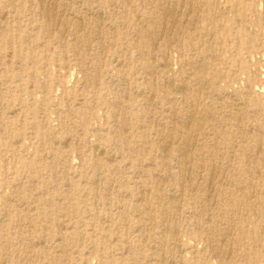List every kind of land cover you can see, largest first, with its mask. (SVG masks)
I'll return each instance as SVG.
<instances>
[{"label":"rangeland","instance_id":"1","mask_svg":"<svg viewBox=\"0 0 264 264\" xmlns=\"http://www.w3.org/2000/svg\"><path fill=\"white\" fill-rule=\"evenodd\" d=\"M47 2L0 0V264H264V0Z\"/></svg>","mask_w":264,"mask_h":264},{"label":"bare ground","instance_id":"2","mask_svg":"<svg viewBox=\"0 0 264 264\" xmlns=\"http://www.w3.org/2000/svg\"><path fill=\"white\" fill-rule=\"evenodd\" d=\"M181 1H182V0H181ZM43 2H44V1H43ZM43 2H42V3H43ZM48 2H50V0H48ZM48 2H47V3H48ZM40 4H41V3H40ZM173 4H174V3H173ZM48 5H49V3H48ZM53 5H55V4H53ZM42 6H43V5H42ZM46 6H47V5H46ZM180 6H181V5H180ZM189 6H190V5H189ZM46 8H47V7H46ZM167 8H168V7H167ZM182 8H183V6H182ZM50 9H51V8H50ZM47 10H48V9H46V11H47ZM50 11H51V10H50ZM47 12H48V11H47ZM47 12H46V13H47ZM169 12H170V10H169ZM169 12H168V13H169ZM171 12H172V11H171ZM174 12H175V11H174ZM53 13H54V10H53ZM95 13H96V12H95ZM177 13H178V12H177ZM51 14H52V13H51ZM54 14H55V13H54ZM99 14H100V13H99ZM165 14H166V13H165ZM169 14H170V13H169ZM188 14H189V12H188ZM47 15H48V14H47ZM166 15H167V14H166ZM166 15H165L164 17H166ZM170 15H171V14H170ZM45 16H46V15H45ZM51 16H52V15H51ZM168 16H169V15H168ZM174 16H175V15H174ZM174 16H173V17H174ZM54 17H55V15H54ZM169 17H170V16H169ZM50 18H51V17H50ZM164 19H165V18H164ZM164 19H163V21H164ZM173 19H174V18H173ZM79 20H80V19H79ZM166 20H167V19H166ZM175 20H176V19H175ZM175 20H174V21H175ZM58 22H59V21H58ZM170 22H171V21H170ZM163 23H164V22H163ZM173 23H174V22H173ZM80 24H81V23H80ZM165 24H166V23H165ZM81 26H82V25H81ZM97 26H98V25H97ZM163 27H164V26H163ZM97 30H98V29H97ZM184 33H185V32H184ZM160 36H161V35H160ZM168 39H169V37H168ZM185 87H186V86H185ZM181 88H183V87L181 86ZM176 89L178 90V88H176ZM177 90H176V91H177ZM178 92H179V91H178ZM181 92H182V91H181ZM176 94H177V93H176ZM197 101H198V100H197ZM190 104H191V103H190ZM191 106H192V105H191ZM192 110H193V109H192ZM187 118H188V120H187ZM187 118L185 119V121H186V120H187V121H191V120H192V119H191V118H192L191 115H190V117L187 116ZM193 118H194V117H193ZM187 121H186V123H187ZM193 122H194V121H193ZM187 124H188V123H187ZM186 126H187V125H186ZM183 127H184V126H183ZM187 129H188V128H187ZM187 129H186V130H187ZM168 134H169V133H168ZM194 136H195V135H194ZM187 138H188V137H187ZM189 139H190V138H189ZM216 139H217V137H216ZM67 140H68V139H67ZM249 140H250V139H249ZM182 141H183V140H182ZM66 142H67V141H66ZM66 142H65V143H66ZM188 144H189V143L185 141V146L183 147V150L181 151L182 154H183V156H185V157H186L187 154H188V151H187V150H189V149H188ZM194 144H195V143H194ZM183 145H184V144H183ZM193 146H194V145H193ZM94 149H95V148H94ZM165 149H166V148H165ZM192 149H193V148H192ZM97 150H98V149H97ZM95 152H96V149H95ZM99 152H100V151H99ZM102 153H103V152H102ZM98 154H99V153H98ZM100 155H101V153H100ZM190 159H191V158H190ZM184 169H185V168H184ZM213 173H214V172H213ZM215 173H216V172H215ZM165 182H166V181H165ZM209 183H210V182H209ZM182 185H183V183H182ZM209 185H210V184H209ZM172 240H173L174 242H176V244H177V240H176V239H172ZM178 246H179V245H178ZM173 249L175 250L176 248H173ZM178 250H179V249H178ZM173 252H174V253H177V251H172V253H173ZM221 253H222V252H221ZM227 255H228V254H227ZM221 257H222V256H221ZM228 257H229V256H228ZM171 263H172V262H171ZM171 263H170V264H171Z\"/></svg>","mask_w":264,"mask_h":264}]
</instances>
